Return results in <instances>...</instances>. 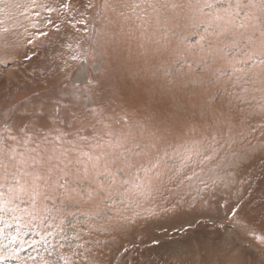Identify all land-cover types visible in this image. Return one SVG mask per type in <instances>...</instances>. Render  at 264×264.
<instances>
[{
  "label": "rangeland",
  "instance_id": "rangeland-1",
  "mask_svg": "<svg viewBox=\"0 0 264 264\" xmlns=\"http://www.w3.org/2000/svg\"><path fill=\"white\" fill-rule=\"evenodd\" d=\"M0 264H264V0H0Z\"/></svg>",
  "mask_w": 264,
  "mask_h": 264
},
{
  "label": "snow or ice",
  "instance_id": "snow-or-ice-1",
  "mask_svg": "<svg viewBox=\"0 0 264 264\" xmlns=\"http://www.w3.org/2000/svg\"><path fill=\"white\" fill-rule=\"evenodd\" d=\"M173 7H175V5H173Z\"/></svg>",
  "mask_w": 264,
  "mask_h": 264
}]
</instances>
